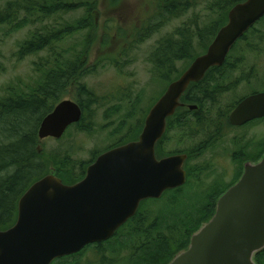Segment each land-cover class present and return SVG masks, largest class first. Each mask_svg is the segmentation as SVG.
<instances>
[{"label":"trees","instance_id":"trees-1","mask_svg":"<svg viewBox=\"0 0 264 264\" xmlns=\"http://www.w3.org/2000/svg\"><path fill=\"white\" fill-rule=\"evenodd\" d=\"M242 1L164 0L157 8L156 22L149 24L148 29L145 27L135 40L143 41L151 35L149 33L202 4L217 17L204 26L195 21L194 27L190 22L185 23L158 40L150 59L152 74L157 81L165 82L167 88L178 79L189 66L180 74L177 62L192 63L205 53L219 29L228 21L229 10ZM80 8L86 10L83 18L72 23L65 21L66 14ZM97 12L96 0H6L0 4V33L12 34L28 25L34 26L30 37L20 45L18 58L46 52L36 65L38 78L35 84L27 85V92L11 86L7 89L8 94L0 99V230L15 224L19 199L34 182L54 173L64 183L74 184L85 177L88 166L102 153L91 151V158L87 160L76 157L83 150L82 144L75 143L76 136L74 142L62 143L48 152L38 135L43 118L62 100L68 88L72 89L74 100L83 110L80 122L70 127L77 130L76 134L90 133L94 129L96 111L105 107L106 98L87 82V78L103 66L101 59L93 65L87 64L90 39L69 42L71 36L80 34L83 29L93 30L92 14ZM261 23L264 24V17L236 42L221 66L212 67L202 80L189 86L181 98L184 106L168 118L156 154L164 157L186 153L187 182L167 190L159 199L142 201L136 214L111 238L90 244L77 254L58 258L52 264H81L83 260L87 264H167L188 245L191 235L213 216L219 196L241 176L242 161H256L264 154V137L257 141L251 139L247 146L249 152H241L239 158L242 161L236 168L239 173L230 186L220 188L215 179L205 187L200 176L191 182L188 161L210 151L215 142L233 128L229 115L240 99L227 102L225 94L244 82L264 81L257 63L247 68L249 55L259 58L264 54V30L258 28ZM196 44L201 51L197 52ZM127 50L123 48L122 53ZM234 53H237L235 58ZM119 58L110 59L117 68L120 67ZM1 71L3 65L0 61ZM191 104L198 105V108L189 109ZM144 114L136 126H130L127 134L106 150L138 139L147 113ZM173 144H183L184 147L169 149L168 146ZM203 171L205 169H197L199 174ZM193 190L198 194L192 195ZM88 252L94 255L88 256ZM256 261L264 264V249L256 255Z\"/></svg>","mask_w":264,"mask_h":264},{"label":"water","instance_id":"water-1","mask_svg":"<svg viewBox=\"0 0 264 264\" xmlns=\"http://www.w3.org/2000/svg\"><path fill=\"white\" fill-rule=\"evenodd\" d=\"M264 17V0L235 4L206 52L171 82L149 110L137 140L111 148L89 165L85 177L67 184L54 173L34 182L18 202L14 225L0 230V264H51L105 241L139 209L187 181L186 153L158 157L156 147L181 98L208 70L221 66L235 43ZM191 104L189 109L196 110ZM83 110L61 100L39 127L40 140L61 138L80 122ZM264 118V91L242 98L229 116L234 126ZM264 249V154L246 161L240 178L222 193L213 216L203 222L167 264H258Z\"/></svg>","mask_w":264,"mask_h":264},{"label":"rangeland","instance_id":"rangeland-1","mask_svg":"<svg viewBox=\"0 0 264 264\" xmlns=\"http://www.w3.org/2000/svg\"><path fill=\"white\" fill-rule=\"evenodd\" d=\"M5 1L0 0V4ZM96 1L98 12L92 14L95 27L93 30L83 29L80 34L71 36L69 42L73 43L81 38L86 40L87 37L90 39L87 64L93 65L101 59L103 66L95 74L90 75L87 82L96 89L99 95L106 98L105 107L96 111L94 129L90 133L76 134L77 130L72 127L63 138L58 139L60 142L53 138L42 140L43 147L50 152L62 143L74 142L76 136L75 143L83 145V150L76 157L84 160L91 158V151L103 152L124 137L129 127L136 126L137 120L144 112L145 114L149 112L148 108L152 107L154 101L167 89L165 88L166 83L157 81L152 74L150 59L158 40L172 34L175 28L183 27L185 23L190 22L194 27L193 21H195L204 26L217 17L209 13L205 4H202L193 7L182 17L172 20L164 27L149 33L151 35L148 34L149 37L140 42V39L135 40V38L145 27L148 26V29L149 24L156 22L157 8L162 2L164 3V0ZM85 15L86 10L80 8L66 14L64 18L65 21L72 23ZM258 28L264 30V24L261 23ZM33 29L34 26L28 25L12 34L0 33V61L3 65V71L0 72V99L8 94L7 89L11 86L19 88L21 92H27L28 86L35 84L38 78L36 65L39 64L41 56L46 55V52L29 55L25 59L18 58L20 45L30 37ZM125 47L128 50L122 53ZM196 49L197 52L201 51L198 44H196ZM236 55L237 53H234L233 58ZM117 57H120L119 68L112 65L110 61ZM248 59L247 68L252 63H257L261 69L260 77L262 78L264 76V54L259 58H255L252 54L248 56ZM190 64L191 61H180L176 66L181 74ZM263 82V80L260 82L254 80L251 84L245 82L240 84L234 91L225 94L226 101L236 102L253 92L264 91ZM61 99L74 100L72 89L68 88ZM263 137L264 120L245 127L229 129L226 136L218 139L215 144L212 143L214 146L210 151L188 161L187 167L192 172L191 182L200 176L205 187L215 179L216 186L220 188L230 186L239 173L235 169L237 165L232 158V153L246 154L249 152L248 142H252L251 139L257 141ZM176 147L183 148L184 145L168 146L169 149ZM251 154L254 155V151ZM197 169H205V171L199 174ZM195 193L198 194L196 190H193L192 195ZM92 255L94 253L88 252V256ZM81 264L87 263L83 260Z\"/></svg>","mask_w":264,"mask_h":264},{"label":"flooded vegetation","instance_id":"flooded-vegetation-1","mask_svg":"<svg viewBox=\"0 0 264 264\" xmlns=\"http://www.w3.org/2000/svg\"><path fill=\"white\" fill-rule=\"evenodd\" d=\"M254 121H256V120H253V121H250V122H248V123H246L245 125H243V126H234V125H232L233 126V128H240V127H245V126H248L249 124H251L252 122H254ZM242 156V153L240 152H235V153H232V158L234 159V162H236V164L235 165H237V166H239V163H237V161H240L241 159L239 158V157H241ZM248 161V160H247ZM246 162V160H243L242 161V164H244ZM237 167H235V169H236ZM83 250V249H82ZM81 250V251H82ZM79 253V252H78ZM75 254H77V253H75ZM73 255V254H72ZM68 256H70V255H68ZM64 257H66V256H64ZM62 258V257H61ZM53 263V262H52Z\"/></svg>","mask_w":264,"mask_h":264}]
</instances>
